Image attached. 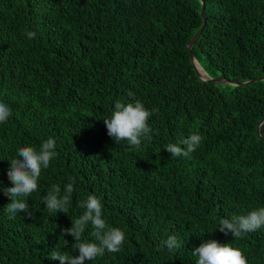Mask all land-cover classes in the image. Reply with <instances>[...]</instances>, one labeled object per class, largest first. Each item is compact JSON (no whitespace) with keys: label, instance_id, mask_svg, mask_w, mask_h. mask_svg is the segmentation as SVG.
Wrapping results in <instances>:
<instances>
[{"label":"trees","instance_id":"16d2710c","mask_svg":"<svg viewBox=\"0 0 264 264\" xmlns=\"http://www.w3.org/2000/svg\"><path fill=\"white\" fill-rule=\"evenodd\" d=\"M202 1L205 25L192 52L206 74L263 77L264 0ZM200 7L201 0H0V102L12 112L0 124V264H60L51 251L78 255L75 238L61 233L82 214L77 201L93 193L125 241L85 264H196L192 250L204 240L231 243L247 264H264V229L241 239L217 229L221 218L264 206V139L256 133L264 79L198 77L186 45L202 24ZM132 99L158 109L148 124L159 135L139 149L116 143L103 121L117 100ZM192 132L200 146L190 158L172 157L166 145ZM49 137L58 155L25 198L33 216L11 219L3 193L9 160ZM69 178L68 213H49L43 196ZM171 234L182 246L158 250Z\"/></svg>","mask_w":264,"mask_h":264},{"label":"clouds","instance_id":"9594fccd","mask_svg":"<svg viewBox=\"0 0 264 264\" xmlns=\"http://www.w3.org/2000/svg\"><path fill=\"white\" fill-rule=\"evenodd\" d=\"M24 34L29 39L36 36L34 31L25 30ZM201 69V76L198 77L202 80L208 79L210 76L202 67ZM155 111L158 109H147L139 99L127 102L117 100L111 115L103 118L107 134L118 144L126 140L130 147L139 149L142 141H150L153 134L159 135V130H155L154 133L148 124L149 117ZM11 115L10 107L0 102V124L6 123ZM201 142V135L198 132H192L178 142L167 144L165 149L171 153L172 157L190 158ZM57 155L56 141L51 137L42 141L38 149L31 145L18 147L16 157L9 160L10 167L7 171L11 186L3 188L4 195L11 201L4 208L9 218L14 219L17 213H24L28 217L33 216L25 198L38 189L42 169L49 168L50 162ZM69 179L70 182L64 185L63 190L59 184H54L43 196L42 202L49 213H68L74 192V181L72 178ZM77 203L78 207L83 209L82 214L78 218H72V226L64 228L61 234L63 236L70 234L75 238L73 247L74 250L79 251V254L68 255L66 252L51 251L49 258L59 260L60 264H85L86 261L103 256L105 251L109 253L121 251L125 232L120 227L108 224L103 218V205L100 198L94 193L88 194ZM89 225L91 226L90 239H85L84 233ZM217 229L225 235L231 233L235 239H241L247 233L264 229V206L253 208L246 214L234 216L231 219L221 218ZM181 246L182 242L177 235L171 234L157 247L158 250L166 247L169 252L174 253ZM192 255L197 258L196 264H247V258L241 249L233 247L231 243H220L217 240H204L198 247H194Z\"/></svg>","mask_w":264,"mask_h":264},{"label":"water","instance_id":"95a60500","mask_svg":"<svg viewBox=\"0 0 264 264\" xmlns=\"http://www.w3.org/2000/svg\"><path fill=\"white\" fill-rule=\"evenodd\" d=\"M200 14L202 16V24L200 25V27L197 29V31L194 33V35L190 38V40L187 42V49L190 50V59L191 61L193 62L194 64V67L196 68L197 70V75L198 76H201V73L196 65V60L194 58V55H193V52L191 51V48H192V45L196 42V40L200 37L201 33H202V30L204 28V25H205V12H204V1L201 0V7H200ZM204 79V78H203ZM261 79H264V76L263 77H257L255 79H251V80H247V81H234V80H231V79H227L223 76H217V77H209L208 79H205V80H208V81H212V82H215V83H223V84H232V85H239V84H246V83H249V82H253V81H257V80H261ZM264 122V116L261 118V120L258 122L257 124V127H256V133L259 137L263 138L264 139V135H261L260 133V125Z\"/></svg>","mask_w":264,"mask_h":264},{"label":"bare ground","instance_id":"6f19581e","mask_svg":"<svg viewBox=\"0 0 264 264\" xmlns=\"http://www.w3.org/2000/svg\"><path fill=\"white\" fill-rule=\"evenodd\" d=\"M197 67H198L199 71L202 72V69L198 64H197Z\"/></svg>","mask_w":264,"mask_h":264}]
</instances>
